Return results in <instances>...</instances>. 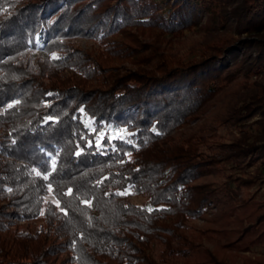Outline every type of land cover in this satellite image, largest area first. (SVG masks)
Instances as JSON below:
<instances>
[{
  "label": "trees",
  "instance_id": "trees-1",
  "mask_svg": "<svg viewBox=\"0 0 264 264\" xmlns=\"http://www.w3.org/2000/svg\"><path fill=\"white\" fill-rule=\"evenodd\" d=\"M0 109V264H264V0H0Z\"/></svg>",
  "mask_w": 264,
  "mask_h": 264
},
{
  "label": "rangeland",
  "instance_id": "rangeland-1",
  "mask_svg": "<svg viewBox=\"0 0 264 264\" xmlns=\"http://www.w3.org/2000/svg\"><path fill=\"white\" fill-rule=\"evenodd\" d=\"M185 35L187 36V40L188 41H192V40H198V39H200V35H199V33H189V32H186L185 33ZM80 47L82 48V49H86L87 48V45L83 42V41H81L80 43ZM2 112V109H0V113ZM221 133H223V131H221ZM32 169H35V168H32ZM32 169H30V172H29V174L31 175V176H33V175H35L36 174V172H38L36 169L34 170V171H31ZM33 174V175H32ZM258 192H259V194L260 195H264V185H262L261 186V188L258 190ZM130 201L132 202V203H134V204H141V203H143L144 202V199L142 198V197H140V196H132V197H130ZM28 227L30 230H34V228L36 227V222H31V223H29V224H22L21 225V227ZM161 249H162V247L159 245V244H157L156 242H153L152 244H151V252L153 253V255H157L159 252H161ZM245 256H249V257H254V256H257V255H259L258 253H257V251H253V252H246V253H243Z\"/></svg>",
  "mask_w": 264,
  "mask_h": 264
},
{
  "label": "snow or ice",
  "instance_id": "snow-or-ice-1",
  "mask_svg": "<svg viewBox=\"0 0 264 264\" xmlns=\"http://www.w3.org/2000/svg\"><path fill=\"white\" fill-rule=\"evenodd\" d=\"M53 58H56L55 56L53 57ZM12 105H9V107H11ZM82 111V110H81ZM100 145H99V141L97 142V147H99ZM77 155H80V153L79 152H77L76 153ZM55 164V161L53 160V165ZM37 175L39 176L40 175V172H37ZM45 180H47L48 179V175H44V177H43ZM49 187H51L50 185H49ZM118 194H125V193H118Z\"/></svg>",
  "mask_w": 264,
  "mask_h": 264
},
{
  "label": "built area",
  "instance_id": "built-area-1",
  "mask_svg": "<svg viewBox=\"0 0 264 264\" xmlns=\"http://www.w3.org/2000/svg\"><path fill=\"white\" fill-rule=\"evenodd\" d=\"M35 169H32L31 171H34ZM33 175V174H32ZM33 176H37V172H36V174L35 175H33Z\"/></svg>",
  "mask_w": 264,
  "mask_h": 264
}]
</instances>
